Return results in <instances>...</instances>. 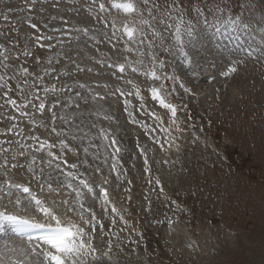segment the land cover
<instances>
[{
  "label": "rangeland",
  "instance_id": "374dc122",
  "mask_svg": "<svg viewBox=\"0 0 264 264\" xmlns=\"http://www.w3.org/2000/svg\"><path fill=\"white\" fill-rule=\"evenodd\" d=\"M181 1L186 7L183 10L185 12L184 22L180 21L182 17L172 14L173 11H178L177 6L168 11L171 0H155L159 8L153 9L152 12L155 15L157 27L163 25V27L172 26L174 28L176 25H182L186 47H195L196 42L199 43V47L203 46V53L199 57L204 63L200 66L202 72L200 76L204 75L203 83L201 86H196L201 90L200 96L191 95L189 99L182 94L179 97L184 107L181 117L186 124V131L181 136L185 145L188 146L187 152L184 153V158L178 154L180 159L174 164V166L178 165L175 168V174H170L167 178L168 183H163L170 194L179 198L182 205H173L170 200L164 198L159 191V185L154 182L147 184L134 179L130 186L126 182L122 184L121 189L117 185L114 186L113 198L136 223L143 225L149 238L144 243L145 245L140 244V249L137 251H131L130 246L125 245L121 249L124 253L117 252L119 249L112 251L114 261L109 262L111 264H145L144 262L149 264H264V0ZM89 3L91 0H87V2L86 0H36L33 5L31 0H0V13L8 16V19L5 20L4 16L0 15V33H2L0 34V46L9 49V55L20 56L19 60H10L9 63L19 65L24 62V57L20 53L26 45L33 50L34 55L24 66L29 67L32 71L36 70L33 67L36 57L45 60L48 55L53 53H50L47 47L33 48L34 41L29 39L30 35L34 33L36 35L46 34L52 39L43 41L45 45L52 41L55 42L54 26L50 24V15H47L49 12H44V10H49V7L46 6H61L59 9L62 10L55 21L60 24L62 20L60 16L63 20L67 17L86 20L85 17L77 16V13H69L66 6L71 4L81 9ZM54 11L53 9L50 13L53 14ZM21 16H26V20L28 16H32V23L40 24L39 32L30 28L26 21L20 19ZM231 16H235L236 19L240 17V22L244 20L249 23L245 35L251 36L253 41H255V37L259 38L260 55L254 52L248 56L243 53H241L242 55H232L233 62H230L229 69L235 68L236 71H226L225 69L224 73H228L226 81L207 83L205 75L215 74L216 71L222 73L219 61L217 62L219 58L217 50L213 49L214 43L209 38L221 40L222 30L227 22H230L229 17ZM41 18L43 23L48 25L47 28L43 27ZM257 23L261 25L262 31L258 29ZM202 26L209 38L200 33ZM167 34L169 35L168 30ZM235 34V42L240 43L237 40V31ZM66 41L77 44L76 48H81L84 52L88 51L85 43L79 44L71 39H66ZM101 46L102 44L99 45V47ZM232 49L234 53L238 52L234 45H232ZM93 56H96L95 52L89 51V54L83 56V60L85 62L93 61ZM44 66L47 67L46 64ZM44 85L50 89L53 86L52 79L46 77ZM166 87L170 93L178 88L173 87L171 90L168 84ZM190 91H192L191 88ZM45 94L44 91H39L38 96L45 99ZM20 102L22 103V101ZM87 106H90L88 101L87 103L83 101L80 103V107L86 111L78 110L76 111L78 114L72 113L71 110L67 111L69 120L72 119V116H76V121L81 118L83 120L79 122H83L84 119L91 122L88 119L90 118L88 112H92V106L90 110ZM4 108L13 113L15 111L11 106ZM30 111L41 114L35 109ZM45 113L47 111L43 114ZM189 113L196 117V121H191ZM66 119H63V123L69 126ZM15 122L19 129L23 126L19 121ZM191 122L196 127L195 129L188 125ZM60 124V121L57 120L54 127L56 131L38 124L36 127L38 138H46L50 143L53 142L56 139L55 132L64 134L56 128ZM9 125L10 123L6 119H2L0 121L2 132ZM71 127L69 128L79 136L74 132H70L68 135V139L73 145L70 148L73 149V152L68 155L69 158L75 160L74 162L87 175L106 177L107 169L104 168L100 157L95 158L97 152L91 150L94 149L92 146L95 144L94 135L96 136V134L94 131L89 128L90 134L92 131L93 133L91 138L90 136L88 138L90 140L87 139L88 142L94 143L89 146L85 142L83 145L81 141L87 135L84 134L86 133L85 127L82 128L84 133ZM12 134L6 135L11 136ZM6 135H0V141L5 140ZM14 136L17 138L16 135ZM203 136L209 143L208 147L202 141L201 137ZM75 141L78 145L75 144ZM84 147L88 149L87 153L84 152ZM45 149L52 150L46 147ZM127 150L128 152L131 150L130 144ZM41 152L39 151L37 158L35 157L34 164L25 159L31 155L30 152L26 153L25 158L17 156L19 163L26 168L27 164H32L33 173H26L23 168L19 167L11 169V164L16 163L15 160H11L8 164L7 176H3L2 179H29L38 185L48 181L54 190L55 187L58 188L60 181L65 184L71 182L74 188L77 187L75 181L70 180L67 176H60V174L67 173L70 168L65 167L63 170L57 171L55 162L51 161V165H49L47 151L42 150ZM16 153L18 151L10 156L12 157ZM136 163L138 164L136 166L138 178L141 165L138 161ZM97 167L101 171L94 173L93 169ZM4 171L5 169L2 168L0 173ZM41 173L48 175L43 176ZM113 181L117 182L115 178ZM127 186L130 190L126 189ZM60 190L61 194L66 192L64 197H67L68 193V197L76 199L75 205L78 206L76 194L71 193L73 188ZM53 192L55 193L53 194ZM53 192L49 194L47 188L41 189L40 193L52 201L56 194V191ZM75 205L74 202H71V207H76ZM190 208L191 212H189ZM73 215L71 217H75V221L78 220L79 212ZM76 215L78 216L76 217ZM104 215L106 219L107 213ZM170 227H175L183 233V239L188 247L179 245L173 239L172 232H169ZM122 229L126 230L127 228L122 227ZM105 230L106 228H104ZM187 234L192 238V242L187 239ZM109 239L112 240V238ZM99 242L106 244V237L101 235ZM98 263L106 264L103 261Z\"/></svg>",
  "mask_w": 264,
  "mask_h": 264
},
{
  "label": "snow or ice",
  "instance_id": "6c2138e0",
  "mask_svg": "<svg viewBox=\"0 0 264 264\" xmlns=\"http://www.w3.org/2000/svg\"><path fill=\"white\" fill-rule=\"evenodd\" d=\"M32 4L36 3V0H31ZM87 2V0H86ZM106 2L111 5L112 8L119 9L122 11L125 16L121 18L119 15L110 16L105 15ZM145 5V10L151 15L153 9H158L159 5L155 3V0H124V2H117V0H91V3L88 4V17L96 21L97 24H102L105 29H110L111 34L109 35L108 31H104L103 35L107 37V42L111 44L115 59L109 58L107 61H96L102 67L105 65L109 71L115 70L113 75L116 77L117 81H123L125 87L132 86L136 88L135 95L140 97V91L137 85L134 83L133 79L122 77L120 74L125 73L129 69L132 73L137 74L138 76L151 75L153 82L159 80V76L155 72H141L140 66L145 65V59L150 64H155L158 62V59L155 56V53L150 51L155 46V37L157 33L155 31L148 34H144V25H149L150 21L148 18L143 17L142 9L140 4ZM96 6V15H92L93 8ZM149 5H151L149 7ZM176 6V0H171L168 11H171L172 7ZM12 11V10H10ZM43 11V9H41ZM4 16V19L7 20L8 16L6 14L0 13ZM54 20L56 17H50ZM64 24H69L68 21H63ZM155 19V17H153ZM33 17H27V24L30 28L39 32L40 24L32 23ZM41 23L43 20L41 18ZM43 27L47 28L48 25L43 23ZM177 39H179V26L177 25ZM58 31V30H53ZM81 34L87 35L88 26L85 24L81 29H79ZM2 34V33H0ZM149 36L152 39H149ZM30 40L34 41L33 48L35 47H47L49 52H53L56 45L51 43L45 45L43 41H49L52 37L46 34L30 35ZM88 39L93 42V44L101 43L98 41L96 36H88ZM58 44L63 46L62 41H57ZM139 44L141 49H134L132 45ZM147 45L148 50H142L144 45ZM15 47V45H13ZM9 49L3 48L0 46V108L6 106L15 107L19 111V116L21 118L29 116L31 114V109L43 114L45 111H51L53 113L52 118L55 119V109L57 107H63L62 101L57 97L56 99L47 100L40 98L38 96L39 91H44L45 93L52 91L55 93H63L65 90L68 92L73 91V86L69 84H62L59 88L55 85L51 89L44 85L45 78H59L60 76H66L69 73L65 71L57 70L55 65L60 61L57 60V57H60L63 60H66L67 63H73L74 61L63 52H53V54L48 55L45 60H41L40 57H36L33 61V67L35 71L30 70L29 67L24 66L29 62V58L33 57L34 52L32 49H29L26 45L25 48L21 51L20 55L24 57V62L19 65L10 64V60H19V55H9ZM135 51L137 59L133 63H129L127 55L123 56L121 59L122 53L131 54ZM47 65L45 67L44 65ZM89 72L93 69H87ZM77 71H84L83 68H80L77 65ZM229 71L235 72V68L229 69ZM225 76L228 75L227 72L223 73ZM76 87L84 89L87 86L83 83H78ZM105 88H108L109 85H104ZM113 92L110 95H115L119 93L120 96L126 95L123 88L119 84L113 85ZM163 86H161L162 88ZM180 88H183L185 92L189 91L182 83ZM151 99L153 101H159V104L162 108L166 109L171 113L173 117L177 114V109L171 104L166 103L164 99L158 94L157 88H151ZM128 95L133 93L129 91ZM99 94H97L98 96ZM16 98H13V97ZM75 96L77 99H81L84 103H87V100L83 98L80 92H76ZM100 99H105L106 97H99ZM71 99V98H70ZM22 101V103H20ZM147 102V101H146ZM128 101H125V105ZM50 105V107H49ZM126 110V109H125ZM153 115L154 118L159 121L160 117L155 116L154 113H148ZM167 115V113H166ZM6 114H0V120L4 119ZM7 119L11 122L9 127L6 128L3 132H0V135H6L9 133L18 132V134H23V130L19 129V126L14 122L16 117L7 116ZM63 119V118H61ZM31 124V121H29ZM53 131H56L53 128ZM33 140H36L39 143L38 151H42L45 147L52 149L55 147V142L48 143L47 141L40 142L39 138L36 136L31 137ZM75 139V137H73ZM15 143L19 145L21 149H27L29 146L22 144L19 140L13 141H0V144L3 143ZM111 143L115 145L117 141L112 140ZM60 147L65 149L63 155L60 153H53V151L47 152V157L49 158V165H51L52 160H57L60 163L56 164V169L58 170L61 166V163H67L68 167L71 169H77L78 165L76 162H69L68 155L73 152V149L68 148V145L63 139L59 141ZM11 149L0 147V154L4 156V163L0 164V168H4L5 171L0 173V176H7L9 159L7 153ZM88 149L85 148L84 152L87 153ZM116 152H120L121 149L117 147ZM17 156H25L24 151H20L11 157L12 160H15L16 163L11 164V169L17 167L23 168L24 165L19 163ZM35 157L32 158V163H35ZM43 159V157H42ZM148 161L145 160V164ZM28 169H32V164H29ZM115 170L114 168L112 169ZM147 171V169H145ZM43 171V170H41ZM100 168L93 169V172H100ZM70 180L77 179V174L73 172H68L66 174ZM35 178V177H34ZM107 180H104L103 183H107ZM159 183V181H157ZM0 184H9L12 187L21 188L22 193L27 194V206L22 204V197L16 195L15 193L0 192V229H2L5 222L11 224L13 232L17 237L24 238L22 239L19 245L15 243H9L5 241L2 246H0V264H90L89 256H91L92 261L99 260L100 257L96 256L97 249L93 244L94 234L99 230L98 229V216L95 212L96 199L91 197H85L84 201L79 200V197L84 195L80 191L79 187H73L72 183L69 182L65 184L63 181L58 183V188L53 189L51 183L48 184L49 194H52L53 191H56L59 194V190L65 187L73 188V191L76 193L77 203L79 204V220L80 223H76L70 216L72 213L77 212L76 207H68L69 200L61 199L58 202L53 199L49 203L48 198L44 199L38 198L31 191V185L23 186L20 183L12 184L11 181L0 179ZM95 180L87 181L84 179H79V185L86 189L88 194L94 192ZM43 188L42 185H38ZM97 196L104 197L105 202H107V192L104 187L99 188ZM91 198V204H86L87 199ZM9 206L12 207L15 211H9ZM64 207L65 212L61 214L59 208ZM113 213L117 210L113 207L111 209ZM20 212L25 213V215L19 214ZM88 212L89 215L85 216L83 213ZM101 217L103 215L102 211L99 214ZM42 217V218H38ZM37 233L35 237L31 233ZM107 256V253L104 254Z\"/></svg>",
  "mask_w": 264,
  "mask_h": 264
},
{
  "label": "bare ground",
  "instance_id": "6f19581e",
  "mask_svg": "<svg viewBox=\"0 0 264 264\" xmlns=\"http://www.w3.org/2000/svg\"><path fill=\"white\" fill-rule=\"evenodd\" d=\"M107 82H109V81H107ZM109 102H112V101H109ZM91 108V107H90ZM90 108H88L89 110H90ZM92 109V108H91ZM67 112V111H66ZM76 114H78V113H76ZM75 114V115H76ZM83 114V113H82ZM81 114V115H82ZM84 117V116H83ZM82 117V118H83ZM67 119V122L69 123V126H67V127H70V126H72V127H75V129L77 128L79 131H81L82 133H84L83 132V127H85V124H84V122L86 121L85 119H84V121L83 122H79V121H82L81 120V118L80 119H78L79 121H76L77 120V117L76 116H72V121L71 120H69V115L66 117ZM79 118V117H78ZM88 118V117H87ZM90 119L92 120V122H89V126H90V128L92 127L91 126V124L92 125H94L95 123H96V119H97V117L96 116H93V115H91V117H90ZM89 119V120H90ZM88 120V121H89ZM98 121V123H102V121H100L99 119L97 120ZM66 122V123H67ZM87 124V123H86ZM71 127V128H72ZM77 130V131H78ZM91 130H93L92 128H91ZM85 131H86V133H84L85 135H86V137H83L84 138V140H85V142L86 143H88V145L90 146L91 144H93V143H90V141L88 142V140H90V139H88L89 138V136H90V138H91V134L93 133V131H92V133L90 134V130L89 129H87L86 127H85ZM94 135V134H93ZM7 136V135H6ZM94 138L95 139H97L98 137L97 136H95L94 135ZM88 139V140H87ZM94 139V140H95ZM129 139V138H128ZM83 140V139H82ZM90 143V144H89ZM92 147H94V149L92 148L91 150H94L95 151V153L97 152V154L95 155V158H97L98 157V153L101 155V156H103V152L101 151V149L99 150V147H96V144H94ZM41 152V151H40ZM42 153V152H41ZM94 153V154H95ZM92 156V155H91ZM43 163V162H42ZM45 165V164H44ZM141 167V166H140ZM56 170V169H55ZM66 181H67V179H66ZM69 182V181H68ZM77 187H79L78 185H77ZM55 189H56V187H55ZM44 190V189H43ZM68 192V191H67ZM55 192H53V194H54ZM66 193V192H65ZM65 193L63 192V194H61V190H59V194H57V192H56V194L54 195V199L58 202L59 200H61V199H68L69 200V205H68V207H71V202H74V205L76 204V199H72L73 197H68V193H67V197H64V195H65ZM46 195V194H45ZM49 195V194H48ZM48 195H46V196H48ZM50 196V195H49ZM84 196V195H83ZM51 197H53V196H51ZM38 198H40V199H44L45 198V196H44V194H40V196H38ZM49 199V198H48ZM52 199V198H51ZM49 201V200H48ZM49 203H51V201H49ZM73 206V205H72ZM76 206V205H75ZM59 212L61 213V214H63L64 212H65V208L64 207H60L59 208ZM76 213H78V211L76 212ZM75 214V213H74ZM80 215V214H79ZM74 216V215H73ZM78 215H76V217H77ZM74 221H75V217L73 218V217H71ZM77 221H79V216H78V220ZM76 222V221H75ZM21 240L22 239H18V238H12L11 240H10V243H15V244H17V245H19L20 243H21ZM94 242H95V239L93 240V244H94ZM99 261H103V262H105L104 260H99ZM99 261H97L96 262V264H99L98 262ZM106 263V262H105Z\"/></svg>",
  "mask_w": 264,
  "mask_h": 264
}]
</instances>
